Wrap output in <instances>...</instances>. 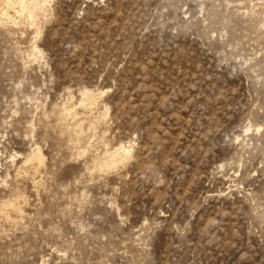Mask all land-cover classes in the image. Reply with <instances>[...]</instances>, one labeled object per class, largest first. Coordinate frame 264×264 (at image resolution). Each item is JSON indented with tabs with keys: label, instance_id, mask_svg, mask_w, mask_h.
Masks as SVG:
<instances>
[{
	"label": "rangeland",
	"instance_id": "obj_1",
	"mask_svg": "<svg viewBox=\"0 0 264 264\" xmlns=\"http://www.w3.org/2000/svg\"><path fill=\"white\" fill-rule=\"evenodd\" d=\"M29 1L0 0V264H264V0Z\"/></svg>",
	"mask_w": 264,
	"mask_h": 264
},
{
	"label": "bare ground",
	"instance_id": "obj_2",
	"mask_svg": "<svg viewBox=\"0 0 264 264\" xmlns=\"http://www.w3.org/2000/svg\"><path fill=\"white\" fill-rule=\"evenodd\" d=\"M6 1V0H5ZM8 1V0H7ZM29 0H9V4L10 5H18L19 7H20V9H22V12L24 13V12H27V13H30L31 12V2H30V4H29ZM44 2V1H43ZM6 3H8V2H6ZM33 3H34V1H33ZM32 3V4H33ZM40 4V3H39ZM35 5H37V4H35ZM33 6V5H32ZM10 7V6H9ZM13 7V6H12ZM16 7V6H15ZM18 7V8H19ZM36 7V6H35ZM17 8V9H18ZM16 9V8H15ZM21 12V11H20ZM26 13V14H27ZM32 13V12H31ZM32 15V14H31ZM27 17H29L30 15L29 14H27L26 15ZM31 18V17H30ZM31 20V19H30ZM85 98L86 99H88V100H92V96L89 94V93H85ZM120 149V148H119ZM129 152V151H128ZM127 151H125V149H123V150H118V148H117V151L114 153V156L115 157H120V158H124L125 159V157H126V155H127V153H128ZM39 155V154H38ZM37 155V156H38ZM36 155H34V156H32V159L35 161H38V163H40V160H39V158L37 157ZM34 157V158H33ZM112 157V156H111ZM114 157V158H115ZM117 159V158H116ZM118 161V160H117ZM33 162V161H32ZM106 164H107V162H106ZM113 164V163H112ZM109 166H110V164H109ZM13 207V206H12ZM13 209V208H12Z\"/></svg>",
	"mask_w": 264,
	"mask_h": 264
}]
</instances>
